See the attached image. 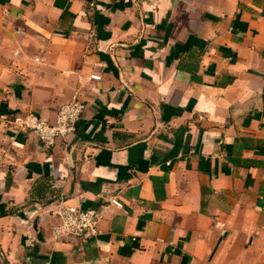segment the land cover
Returning <instances> with one entry per match:
<instances>
[{"label":"crops","instance_id":"crops-1","mask_svg":"<svg viewBox=\"0 0 264 264\" xmlns=\"http://www.w3.org/2000/svg\"><path fill=\"white\" fill-rule=\"evenodd\" d=\"M0 264H264V0H0Z\"/></svg>","mask_w":264,"mask_h":264},{"label":"built area","instance_id":"built-area-1","mask_svg":"<svg viewBox=\"0 0 264 264\" xmlns=\"http://www.w3.org/2000/svg\"><path fill=\"white\" fill-rule=\"evenodd\" d=\"M97 77V76H95ZM85 109V104L77 96H73L59 108L55 121L44 120L34 113L15 116L8 119L18 132L34 133L45 146H54L59 139L67 138L76 131L77 122ZM114 203H121L114 199ZM55 214L57 225L53 228L56 237H77L84 240L95 239L99 234V221L101 212L97 208H82L68 204L64 198L57 203Z\"/></svg>","mask_w":264,"mask_h":264}]
</instances>
